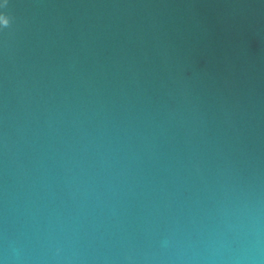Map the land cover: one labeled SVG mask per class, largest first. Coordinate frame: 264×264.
<instances>
[{
	"label": "water",
	"instance_id": "obj_1",
	"mask_svg": "<svg viewBox=\"0 0 264 264\" xmlns=\"http://www.w3.org/2000/svg\"><path fill=\"white\" fill-rule=\"evenodd\" d=\"M0 13V264H264V0Z\"/></svg>",
	"mask_w": 264,
	"mask_h": 264
},
{
	"label": "clouds",
	"instance_id": "obj_2",
	"mask_svg": "<svg viewBox=\"0 0 264 264\" xmlns=\"http://www.w3.org/2000/svg\"><path fill=\"white\" fill-rule=\"evenodd\" d=\"M7 3H8V0H4L3 6H0V7L6 6ZM9 24H10L9 16H7L6 14L0 13V26L7 27L9 26Z\"/></svg>",
	"mask_w": 264,
	"mask_h": 264
}]
</instances>
